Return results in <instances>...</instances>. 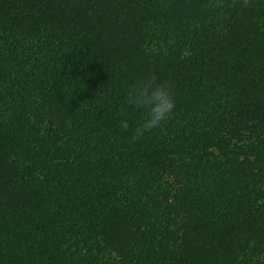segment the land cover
Instances as JSON below:
<instances>
[{"label": "trees", "instance_id": "1", "mask_svg": "<svg viewBox=\"0 0 264 264\" xmlns=\"http://www.w3.org/2000/svg\"><path fill=\"white\" fill-rule=\"evenodd\" d=\"M0 264H264V0H0Z\"/></svg>", "mask_w": 264, "mask_h": 264}, {"label": "clouds", "instance_id": "2", "mask_svg": "<svg viewBox=\"0 0 264 264\" xmlns=\"http://www.w3.org/2000/svg\"><path fill=\"white\" fill-rule=\"evenodd\" d=\"M252 2L253 0H242L245 8L251 7ZM124 102L142 113L134 125L126 110L120 113L119 127L122 132H131L133 142L143 139L146 134L171 119L177 104L173 85L167 80H162L155 72H149L131 82Z\"/></svg>", "mask_w": 264, "mask_h": 264}]
</instances>
